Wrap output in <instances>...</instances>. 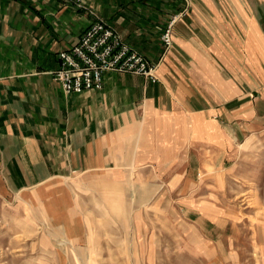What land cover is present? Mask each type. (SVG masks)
Wrapping results in <instances>:
<instances>
[{
	"label": "crops",
	"instance_id": "1",
	"mask_svg": "<svg viewBox=\"0 0 264 264\" xmlns=\"http://www.w3.org/2000/svg\"><path fill=\"white\" fill-rule=\"evenodd\" d=\"M93 19L158 63L159 82L108 73L100 91L65 93L58 54ZM129 129L140 160L192 156L200 172L264 130V0H0V197L121 160Z\"/></svg>",
	"mask_w": 264,
	"mask_h": 264
},
{
	"label": "rangeland",
	"instance_id": "2",
	"mask_svg": "<svg viewBox=\"0 0 264 264\" xmlns=\"http://www.w3.org/2000/svg\"><path fill=\"white\" fill-rule=\"evenodd\" d=\"M127 134L121 160L0 197V264H264V130L202 172Z\"/></svg>",
	"mask_w": 264,
	"mask_h": 264
},
{
	"label": "built area",
	"instance_id": "3",
	"mask_svg": "<svg viewBox=\"0 0 264 264\" xmlns=\"http://www.w3.org/2000/svg\"><path fill=\"white\" fill-rule=\"evenodd\" d=\"M60 1L80 8L85 0ZM184 15V12L178 13L167 24L161 37L166 50L172 48L174 28ZM58 58L60 65L52 73L53 79L70 95L102 90L108 73L140 76L153 84L159 82V64L151 63L99 19H93L78 43L61 51Z\"/></svg>",
	"mask_w": 264,
	"mask_h": 264
}]
</instances>
